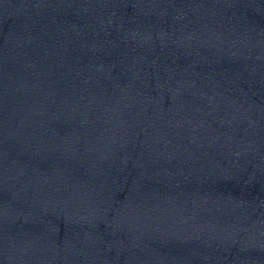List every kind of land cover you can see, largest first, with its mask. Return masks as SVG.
<instances>
[{"label": "water", "instance_id": "water-1", "mask_svg": "<svg viewBox=\"0 0 264 264\" xmlns=\"http://www.w3.org/2000/svg\"><path fill=\"white\" fill-rule=\"evenodd\" d=\"M0 264H264V0H0Z\"/></svg>", "mask_w": 264, "mask_h": 264}]
</instances>
